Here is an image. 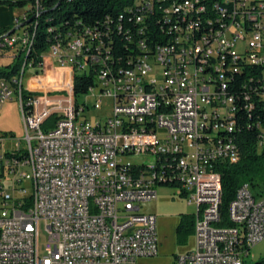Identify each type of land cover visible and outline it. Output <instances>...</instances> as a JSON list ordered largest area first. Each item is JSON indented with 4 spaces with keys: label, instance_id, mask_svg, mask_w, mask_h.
<instances>
[{
    "label": "built area",
    "instance_id": "built-area-1",
    "mask_svg": "<svg viewBox=\"0 0 264 264\" xmlns=\"http://www.w3.org/2000/svg\"><path fill=\"white\" fill-rule=\"evenodd\" d=\"M164 4L166 37L148 45L149 21ZM134 5L136 36L124 40L138 55L126 67L112 54L111 34L120 36L121 28L106 21L103 30H68L36 68L30 62L16 78L0 80V107L19 103L26 142V149L0 155V176L13 186L0 185V264H139L157 257L156 217L141 205L157 200L158 187H176L196 207L195 246L173 264H244L264 242V199L243 184L224 218L219 173L220 164L238 161L244 128L264 152V0ZM25 22L17 18L15 27ZM28 35L22 26L0 36V50L24 52ZM27 68L40 71L35 79L45 78V88H24ZM156 68L161 72L152 75ZM81 73L94 76V109L102 98L112 101L104 122L81 120L87 106L73 96ZM130 156L152 161L133 164Z\"/></svg>",
    "mask_w": 264,
    "mask_h": 264
},
{
    "label": "trees",
    "instance_id": "trees-1",
    "mask_svg": "<svg viewBox=\"0 0 264 264\" xmlns=\"http://www.w3.org/2000/svg\"><path fill=\"white\" fill-rule=\"evenodd\" d=\"M136 0H0V36L9 33L15 27V11L31 7L34 11L25 17L24 31L32 37L30 46L24 52L12 53L13 61L0 66V80H11L19 75L23 65L32 62L36 68L41 62L43 55L55 43L63 42L65 34L72 28H106V21L113 30L121 28V35L115 32L113 36L112 54L115 60H120L121 67H126L129 57L138 55L135 46L124 40V34L136 36L137 25L134 23L136 15L134 4ZM152 14L149 21V35L145 37L148 45L161 43L166 33L163 27V9ZM121 17V19H120ZM159 24V26H158ZM158 26V27H157ZM149 39V40H148ZM10 53L8 49L0 50V53ZM39 75V70H34ZM49 76V74H48ZM45 78L37 79L38 86L45 88ZM95 79L93 74H75L73 80V96L76 99L80 95L89 93L94 88ZM24 93V98L28 97ZM54 117L50 118L43 126L45 131L51 127ZM239 147V159L236 163H222L219 165L221 176V213L226 217V210L233 201L237 189L243 184H248L254 197L264 195V152L258 153L256 149V133L252 130L243 129L237 137ZM190 219V218H189ZM229 225V224H226ZM193 232L191 220L181 222L177 226V240L184 242L188 233ZM251 264H264V258Z\"/></svg>",
    "mask_w": 264,
    "mask_h": 264
},
{
    "label": "rangeland",
    "instance_id": "rangeland-1",
    "mask_svg": "<svg viewBox=\"0 0 264 264\" xmlns=\"http://www.w3.org/2000/svg\"><path fill=\"white\" fill-rule=\"evenodd\" d=\"M34 11L31 7H25L20 9L16 13L18 19H22L27 14ZM241 48V47H240ZM13 61L12 52L0 53V66H5L7 63ZM161 72L159 68L154 69L152 75ZM39 79V78H37ZM35 79V73L33 69L27 68L23 76V86L27 89L30 85L37 83ZM62 92V91H57ZM98 97V89L94 88L86 95H80L76 98V102L81 106H87L84 110L83 118L91 124L97 121L104 122L110 117L112 101L110 99H101V108L96 110L92 107L95 100ZM60 98L65 100L64 94L60 95ZM0 138H2V144H0V155L5 152L12 151L19 147L20 149H26L25 142V130L24 124L20 112V106L17 101L6 102L0 107ZM128 161L133 164H148L152 161L151 158H135L127 157ZM0 185L5 189L11 191L12 185L7 175L0 176ZM27 189L29 186L24 183ZM157 200L151 203H145L141 205V212L147 215H153L156 217V231L159 242L158 256L154 258L142 259L139 264H173L176 256L184 255L187 252L193 250L195 246V236L192 233H188L184 242H178L177 240V226L181 222H187L191 219L190 216L195 214L196 207L194 204H188L186 198L178 197V189L176 187H158L157 188ZM264 199V195L262 197ZM46 239V233L44 223L39 222V244L40 249L44 245ZM264 258V242L254 246L250 249L249 255L244 259V264H251Z\"/></svg>",
    "mask_w": 264,
    "mask_h": 264
},
{
    "label": "water",
    "instance_id": "water-1",
    "mask_svg": "<svg viewBox=\"0 0 264 264\" xmlns=\"http://www.w3.org/2000/svg\"><path fill=\"white\" fill-rule=\"evenodd\" d=\"M25 24H26V22H25V23H22V24H21L20 26H18V27H14L9 33L6 34V36H8V35L14 33L16 30H18L20 27L24 26Z\"/></svg>",
    "mask_w": 264,
    "mask_h": 264
},
{
    "label": "crops",
    "instance_id": "crops-1",
    "mask_svg": "<svg viewBox=\"0 0 264 264\" xmlns=\"http://www.w3.org/2000/svg\"><path fill=\"white\" fill-rule=\"evenodd\" d=\"M17 11H18V10L15 11V15H16ZM8 64H9V63L5 64V66L8 65ZM48 72H49V73H48ZM48 72H47V76H48V74L51 76V75H52L51 71H48ZM36 86H37V85H36ZM40 87H42V86L40 85ZM13 101H15V100H12V101H10V102H13Z\"/></svg>",
    "mask_w": 264,
    "mask_h": 264
},
{
    "label": "bare ground",
    "instance_id": "bare-ground-1",
    "mask_svg": "<svg viewBox=\"0 0 264 264\" xmlns=\"http://www.w3.org/2000/svg\"><path fill=\"white\" fill-rule=\"evenodd\" d=\"M31 39H32V37H29V35H28V45H29V43H31ZM26 47H28V46H25V48ZM93 91V90H92Z\"/></svg>",
    "mask_w": 264,
    "mask_h": 264
}]
</instances>
